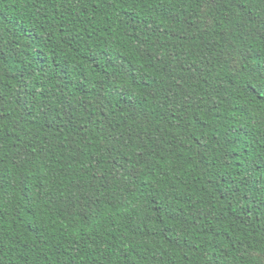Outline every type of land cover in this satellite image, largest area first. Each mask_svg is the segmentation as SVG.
Wrapping results in <instances>:
<instances>
[{"label":"trees","instance_id":"16d2710c","mask_svg":"<svg viewBox=\"0 0 264 264\" xmlns=\"http://www.w3.org/2000/svg\"><path fill=\"white\" fill-rule=\"evenodd\" d=\"M0 264H264V0H0Z\"/></svg>","mask_w":264,"mask_h":264}]
</instances>
